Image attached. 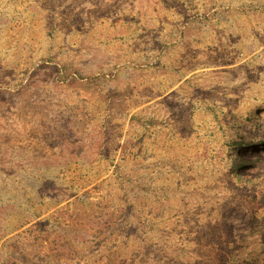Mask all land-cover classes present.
<instances>
[{"label": "rangeland", "instance_id": "obj_1", "mask_svg": "<svg viewBox=\"0 0 264 264\" xmlns=\"http://www.w3.org/2000/svg\"><path fill=\"white\" fill-rule=\"evenodd\" d=\"M261 159L264 0H0V264H264Z\"/></svg>", "mask_w": 264, "mask_h": 264}, {"label": "trees", "instance_id": "obj_2", "mask_svg": "<svg viewBox=\"0 0 264 264\" xmlns=\"http://www.w3.org/2000/svg\"><path fill=\"white\" fill-rule=\"evenodd\" d=\"M258 162H260L261 164H262V166L264 167V159H261L260 161H258ZM252 164H255L254 162H252ZM242 165H244V163L242 162V161H239V162H237L236 163V167L238 166H242ZM263 241H264V237H263ZM253 252H251V255H250V257L248 258V260H246V264H252V262H251V259L253 258ZM235 264V263H234ZM242 264H245V262L244 263H242Z\"/></svg>", "mask_w": 264, "mask_h": 264}]
</instances>
